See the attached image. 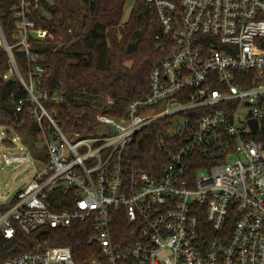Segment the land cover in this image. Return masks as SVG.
Masks as SVG:
<instances>
[{
	"label": "built area",
	"instance_id": "obj_1",
	"mask_svg": "<svg viewBox=\"0 0 264 264\" xmlns=\"http://www.w3.org/2000/svg\"><path fill=\"white\" fill-rule=\"evenodd\" d=\"M49 1L0 0L11 4L15 25L11 43L0 21V50L48 154L46 162L27 149L4 156L7 166L32 159L42 170L0 215V241L17 230L88 223L93 251L83 264H264V0H145L160 21L157 46L169 55L151 72L145 99L121 119L98 113L100 130L84 138L64 134L43 103L64 99L42 90L46 71L31 41L47 36L33 15ZM16 52L26 56V75ZM24 106L19 100L16 111ZM159 121L162 177L128 172L124 152ZM57 190L75 191L73 209H52ZM0 264L80 263L58 246Z\"/></svg>",
	"mask_w": 264,
	"mask_h": 264
},
{
	"label": "trees",
	"instance_id": "obj_2",
	"mask_svg": "<svg viewBox=\"0 0 264 264\" xmlns=\"http://www.w3.org/2000/svg\"><path fill=\"white\" fill-rule=\"evenodd\" d=\"M52 0L34 11L37 29L47 32L43 40L32 39L38 60L46 74L42 90L63 101L51 99L43 103L46 110L57 116L61 131L75 138L96 134L100 125L98 113L121 119L126 117L130 102L145 99L150 90V75L168 57L161 51L155 37L161 25L154 9L145 0H136L129 18L124 22L127 0ZM9 2H0V21L8 41L14 32V17ZM21 72L28 74L27 59L16 52ZM11 71L7 54L0 50V138L12 146L11 132L35 159L47 161L48 154L41 146V131L29 110L32 103L24 87L15 79H6ZM19 100L25 101L21 112L16 111ZM112 102L109 104V102ZM48 128V124L44 123ZM163 122H155L140 131L123 155V167L128 171L141 170L160 179L167 163L165 154L156 147L157 134ZM76 193L57 190L50 197L55 212L71 210ZM15 203L0 204V215ZM54 203V204H53ZM88 223H74L69 229L44 228L25 235L17 230L10 241H0V261H6L47 247L66 246L74 259L83 264L92 255L88 244Z\"/></svg>",
	"mask_w": 264,
	"mask_h": 264
},
{
	"label": "rangeland",
	"instance_id": "obj_3",
	"mask_svg": "<svg viewBox=\"0 0 264 264\" xmlns=\"http://www.w3.org/2000/svg\"><path fill=\"white\" fill-rule=\"evenodd\" d=\"M135 1L127 0L124 22L128 20ZM70 4L72 6L76 5L73 0ZM8 76L12 78L15 74L10 72ZM4 138L5 135L3 134L0 138V204L7 206L14 201L21 191L32 183L36 169L42 170V166L37 163L32 165L31 163L34 162L32 159H30V162L20 165L7 166L4 162V156L24 155L27 154V150L13 132H11L10 138L11 142H13L12 146H7L1 142Z\"/></svg>",
	"mask_w": 264,
	"mask_h": 264
}]
</instances>
